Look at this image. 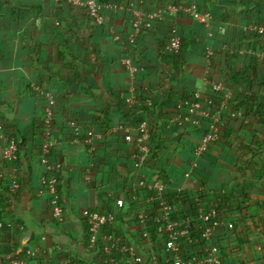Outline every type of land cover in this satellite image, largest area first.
Instances as JSON below:
<instances>
[{"label": "crops", "instance_id": "obj_1", "mask_svg": "<svg viewBox=\"0 0 264 264\" xmlns=\"http://www.w3.org/2000/svg\"><path fill=\"white\" fill-rule=\"evenodd\" d=\"M169 1L172 0H117L121 13H114L117 20L113 21L115 26L112 27L124 38L131 30L127 20L130 7L160 8ZM198 3L201 13L211 17L212 34L211 28L209 30L196 21L197 25L201 26L205 41L213 47L229 49L219 41L213 43L215 34L231 37L232 33L242 32L251 35L246 32L250 25L264 27V0H198ZM0 7V124L4 120L10 135L22 147V187L14 195L9 189L11 170L3 160L0 144V214L9 215L7 222L15 225L7 233L8 238L3 245L11 251L9 258L30 248H40L43 255L49 254L51 249H59L63 254L76 251L87 259L95 256L103 264L99 250L91 254L84 241L86 229H90L86 212H104L107 209L105 200L114 197H123L131 201V206L138 208L139 199L144 198V193L139 191L140 182L149 183L156 179L147 176L143 170L147 160L142 168L139 167L140 152L126 142L128 163L118 172L115 171L117 168L112 170L107 166L105 147L100 142L106 140L108 144L120 146L119 138L122 137L111 135L110 130L130 124L131 120L125 116L132 108L136 111L141 109V99L149 96L150 99H163L167 95L170 72L159 56L164 37L167 33L171 35L174 28L180 35L190 32L196 24L174 20L163 26L160 32L149 36L144 43L145 48L131 49L127 54V46L124 48L106 29L95 26L85 12L79 9L71 11L56 0H9L4 9ZM253 35H260L264 40V33ZM244 46H250V53L257 57L264 52V41L257 44L246 42ZM240 47L238 45L236 54L243 56L247 51ZM234 49H231V54ZM122 58L132 61V69L121 63ZM197 58L196 61H205L206 64L189 63L179 91L183 95L202 98L208 94V87L202 82V77L196 78V73L212 72L218 81L225 76L227 69L222 70L217 65L211 70L203 53ZM239 58L238 61L231 60L230 73L239 65L245 66L242 57ZM258 60L264 62L260 57ZM140 90L146 91L144 98ZM45 92H51L57 101L53 123L59 143L50 161L54 169L60 170L55 171L58 181L61 176L67 185L61 194L60 216L53 206L54 197L47 190L48 167L39 154L43 139ZM198 118L193 121L196 123ZM172 125L181 126V123L177 120ZM74 126L80 127L79 134L74 132ZM90 133L101 137L95 149L88 142ZM175 138L179 139V136L175 135ZM254 139L252 131L246 142L252 144ZM185 140L190 142V139ZM118 149L120 147L114 151ZM248 159L252 158L244 161ZM246 174V170L235 172L237 178L245 179ZM184 185L189 191L204 190L193 173L190 179L185 178ZM222 189L223 185H216V192H222ZM186 210L183 208L182 212ZM125 225L114 236L127 240L142 237L131 220ZM156 251L163 256V249L157 248ZM123 264H127L125 259Z\"/></svg>", "mask_w": 264, "mask_h": 264}, {"label": "trees", "instance_id": "obj_2", "mask_svg": "<svg viewBox=\"0 0 264 264\" xmlns=\"http://www.w3.org/2000/svg\"><path fill=\"white\" fill-rule=\"evenodd\" d=\"M102 1L114 2L112 0ZM193 1L172 0L164 3L160 8L147 6H137V8L152 11L162 9L168 4L190 5ZM8 2L9 0H0V6L4 9V4ZM59 3L68 6L71 11L79 9L85 12L90 19L87 9L73 7L66 1H59ZM199 7L198 3V10L201 12ZM113 15L114 18H112ZM104 16L106 23L114 27L113 21L117 20V16L113 11H105ZM127 20L131 26V30L123 38L127 46V54L130 53L131 49L145 48L144 43L149 36L160 32L163 26L174 21L168 19L158 23L155 29L143 31L131 43L129 39L133 33L132 14H129ZM176 20L183 22L187 20L196 25L190 32H183L180 35L181 51L178 55L167 53L172 36L167 33L164 37L165 41L162 43L159 56L170 72L171 80L166 90L167 95L163 99H150V96L141 99V103H143L141 109L136 111V108H132L130 114L125 116L126 119L131 120L130 124L127 125L136 126L142 122L149 125L151 137L148 144L151 153L143 170L147 173V176L163 181L172 188L168 191V197L170 203L175 202L174 218H188L191 220L192 230L183 244V251L187 257L200 254V250L208 244L202 239L201 229L204 223L199 220L196 214L195 199L199 198L205 209L213 206L218 212L215 220L217 225L211 242L219 246L223 264H264V73L262 72L264 62L259 61L256 55L250 53V46H244L246 42L262 43L264 41L263 37L253 34L246 35L242 32L232 33L231 37L220 34L213 35V43L216 44L219 41L223 45L229 46V49L235 48L234 53L231 54L227 49L224 50L222 47L220 49L215 45L213 47L205 41L204 35L200 32L201 26L197 25L196 20L186 16H181ZM210 32L212 34V28ZM238 45L241 46L239 49L242 48L241 50L247 51L243 56L236 54ZM253 46L256 45L253 44ZM209 49L214 51L210 59L212 68H209L213 70L218 65L220 68L222 67V70L227 69L225 76L216 82L224 83L228 88L230 87L229 90L235 93L232 98L227 96L228 90L219 92L208 88V94L202 98H197V95H183L179 91L181 79L187 74L189 63L193 61L194 64H199L198 62H201L205 65V61H196V59L198 60L197 56L200 57L203 53L204 60L207 58V61H209L207 56ZM239 57H242L243 61H241L245 63V66L239 65L230 73L232 69L231 60L238 61ZM198 72L196 78H203L206 75L204 72ZM207 74L211 81L216 80L212 72H207ZM257 89L259 90L257 91ZM140 92L144 98L146 91L140 90ZM197 103L201 104L205 115L198 118L195 123L193 120L196 118L197 110L192 114V106ZM153 114L156 115L152 116ZM175 120H178L181 126L172 125L176 122ZM2 124L5 131L10 134L9 127L4 120ZM214 126L215 129H212ZM250 128H253L251 130L254 132L255 138L252 144L246 142V137L252 132ZM192 131L194 132L192 133ZM210 133H214V140L208 144L202 155L197 157L196 151L201 147L204 138ZM175 135H178L179 139H173ZM119 139L120 146H115L113 143L108 144L106 140L100 142L101 146L105 147L104 154L107 158V166L112 167V170L117 168L116 172L119 169H124L126 163H128L125 158L126 143L124 139ZM172 139L174 144L171 142ZM185 139H190V142H185ZM19 147L22 148L21 145ZM117 147H120V149L114 151V148L117 149ZM39 148V154L42 155V149ZM108 149L110 150L107 151ZM248 157L252 159L244 161ZM4 162L11 170V165L5 160ZM194 163L197 166L194 167ZM243 170L247 171L245 179L237 178L235 172ZM190 172L193 173V176H196L200 186L204 189L203 192L186 190L185 177ZM48 175L49 173L47 178ZM59 184L58 191L61 200L62 191L67 188L61 176ZM216 185H223L222 192H216ZM183 186L185 191L178 192L177 189ZM70 187L71 183L69 181ZM119 189L122 188L119 187ZM179 196L185 199L184 204H178L177 198ZM60 200L59 205H61ZM127 202L132 205L131 201L127 200ZM105 203L107 209L101 213L115 212L116 203L114 199L109 198L105 200ZM183 208H187L186 212H182ZM123 212H120L113 225L103 228V235L114 236L119 233L121 228L126 227L127 220H124ZM1 215L2 220L0 221H2L3 226L0 228V255L8 257V253L11 251L3 245V241L8 238L6 237L7 233L11 229L13 230L15 225L7 222L6 219L9 215ZM230 224L234 226V229H230ZM89 230L86 229L85 233L86 238L84 241L87 243L90 237ZM150 233L154 237H162L155 230L150 231ZM141 234L142 231H140ZM257 246L261 247L260 251H258ZM66 255L59 249H51L49 254L42 255V262L56 264ZM93 259L100 264L99 258L93 257ZM87 260L86 257L81 255L77 264H86Z\"/></svg>", "mask_w": 264, "mask_h": 264}, {"label": "built area", "instance_id": "obj_3", "mask_svg": "<svg viewBox=\"0 0 264 264\" xmlns=\"http://www.w3.org/2000/svg\"><path fill=\"white\" fill-rule=\"evenodd\" d=\"M56 1H66L73 7L87 9L91 21L96 26L106 29L117 41L123 44L124 48L126 47L123 36L117 34L114 28L106 23L104 16L105 11H113L116 15L120 14L121 8L118 4H113L110 1L104 2L102 0ZM130 11V14L133 16V33L129 39L131 43H133L136 36L140 35L143 31L155 29L158 23L168 19L176 20L181 16L191 17L209 30L212 25L211 17L208 14L199 12L198 1L196 0L190 5L168 4L162 9L152 11H144L142 8L133 7ZM246 32L250 34H263L264 27L250 25L246 29ZM171 36L167 53L170 55H178L181 51V37L177 28H174ZM227 50L231 53L233 52L231 49ZM213 52L212 49H209V52H207L209 64L211 63L210 59L214 54ZM258 57L264 59V52L259 53ZM121 63L132 69V61L130 59L122 58ZM202 82L213 91L223 92L228 90L227 96L229 98L233 97V91H230L226 84L211 81L208 74L202 78ZM43 95L46 101L41 145L43 164L48 167L49 172L48 179H46L47 190L53 195V206L55 212L60 216L62 214V208L59 205V181L58 175L55 172L57 168L54 169L50 161V157L59 143L53 123L54 108L57 101L56 97L51 92H45ZM197 98L200 97L197 96ZM199 108L201 110V104H194L192 106V114ZM212 129H215V126ZM73 130L76 134L80 133V127L78 126H74ZM110 134L121 136L126 143L138 149L140 152L138 164L139 167L142 168L144 162L151 153V148L148 144L151 137L149 125L146 122H142L136 126L120 125L113 127L110 130ZM88 137L91 148L95 149L96 143L101 137L94 136L91 133L88 134ZM214 138V133H210L204 138L201 147L196 151L197 157L202 155L208 144L214 140ZM0 144L3 150L4 160L11 165L9 189L12 194L16 195L22 187L20 147L17 140L5 131L2 124H0ZM193 165L194 167L197 166L196 163ZM191 175L192 172L188 173L185 177L186 180L190 179ZM171 189L169 184L163 181L155 180L149 183L147 181H141L139 184V191L144 193V198H141V200L139 199L140 206L138 208L129 205L127 200L123 197H114L116 203L115 212H86L85 217L90 228V237L86 246L87 250L90 253L94 251V254L99 250L100 261L103 264H123L124 259L127 261V264H223L220 248L211 242L217 225V221H215L218 214L216 208L211 206L209 209H205L201 199H195L196 214L199 220L204 223L201 229L203 233L202 239L208 242V244L205 248L200 250V254L187 257L183 251V244L189 237L190 231L192 230V223L188 218H174L173 211H175V202L170 203L168 197V191ZM177 190L178 192H183L185 191V187L183 186ZM177 202L178 204H183L185 199L179 196ZM121 211H124L122 214L124 220H131L134 223V228L142 231V237L127 240L124 237L103 235V228L113 225ZM2 226L3 223L0 221V228ZM230 229H234L232 224H230ZM154 230L162 237H154L150 233V231ZM157 248L164 250L163 256L156 251ZM42 255V250L40 248H30L27 249L23 255L13 258L0 255V264H45L42 262ZM79 257L80 254L74 251L67 254L56 264H77ZM86 264H97V262L91 257L87 260Z\"/></svg>", "mask_w": 264, "mask_h": 264}, {"label": "rangeland", "instance_id": "obj_4", "mask_svg": "<svg viewBox=\"0 0 264 264\" xmlns=\"http://www.w3.org/2000/svg\"><path fill=\"white\" fill-rule=\"evenodd\" d=\"M112 1H114L113 3H115V4H118V3H116V1L115 0H112ZM130 3H131V1H130ZM119 6H120V4H119ZM133 7L134 8H137V6H132V7H130L131 8V10L133 9ZM131 12V11H130ZM200 115H205L204 114V111L202 110V108H201V110H200V108L199 109H197V112H196V118H198V117H200ZM195 118V119H196ZM219 247V246H218ZM257 248H258V251H260L261 250V247L260 246H257Z\"/></svg>", "mask_w": 264, "mask_h": 264}]
</instances>
